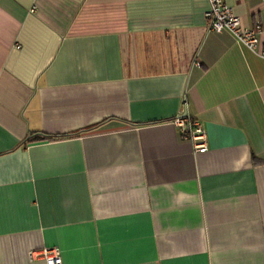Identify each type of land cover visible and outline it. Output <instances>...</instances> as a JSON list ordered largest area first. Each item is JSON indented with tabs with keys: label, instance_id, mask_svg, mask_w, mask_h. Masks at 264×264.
I'll list each match as a JSON object with an SVG mask.
<instances>
[{
	"label": "crops",
	"instance_id": "1",
	"mask_svg": "<svg viewBox=\"0 0 264 264\" xmlns=\"http://www.w3.org/2000/svg\"><path fill=\"white\" fill-rule=\"evenodd\" d=\"M224 1L264 32V0ZM208 9L0 0V264H44L43 247L63 264H264V57L210 32ZM184 98L206 153L173 124Z\"/></svg>",
	"mask_w": 264,
	"mask_h": 264
},
{
	"label": "built area",
	"instance_id": "2",
	"mask_svg": "<svg viewBox=\"0 0 264 264\" xmlns=\"http://www.w3.org/2000/svg\"><path fill=\"white\" fill-rule=\"evenodd\" d=\"M209 9L205 16L210 32H229L236 42L260 57H264L262 38L264 32L260 26L247 28L241 19L237 17L233 9L224 0H207ZM199 65V63H196ZM188 100L183 99L181 111L173 124L181 137L190 142L197 153L208 151V139L202 124L193 118L188 112ZM30 257L34 261H42L44 264H63L61 252L57 248L43 247L33 250Z\"/></svg>",
	"mask_w": 264,
	"mask_h": 264
}]
</instances>
